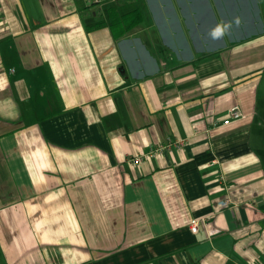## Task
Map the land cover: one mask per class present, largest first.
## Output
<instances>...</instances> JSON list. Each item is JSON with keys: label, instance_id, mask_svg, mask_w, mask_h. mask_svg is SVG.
<instances>
[{"label": "crops", "instance_id": "0c3cea01", "mask_svg": "<svg viewBox=\"0 0 264 264\" xmlns=\"http://www.w3.org/2000/svg\"><path fill=\"white\" fill-rule=\"evenodd\" d=\"M263 82L264 0H0V264L264 263Z\"/></svg>", "mask_w": 264, "mask_h": 264}, {"label": "built area", "instance_id": "2783aa9c", "mask_svg": "<svg viewBox=\"0 0 264 264\" xmlns=\"http://www.w3.org/2000/svg\"><path fill=\"white\" fill-rule=\"evenodd\" d=\"M87 1H90L94 4H100L102 2V0H87ZM226 116H227L226 119L222 122V125H224V126L228 125L231 121H235V120L240 119V117H241L240 109L237 106H233L228 110V113ZM139 162H140V158L138 157L137 159H134V161H132V164L138 165ZM227 202L228 201H221L219 203V206L226 207ZM190 230L192 233H197L196 221H192L191 226H190ZM257 264H264V263H257Z\"/></svg>", "mask_w": 264, "mask_h": 264}, {"label": "clouds", "instance_id": "9594fccd", "mask_svg": "<svg viewBox=\"0 0 264 264\" xmlns=\"http://www.w3.org/2000/svg\"><path fill=\"white\" fill-rule=\"evenodd\" d=\"M237 24H239V20L236 21ZM225 27L227 26H224V27H221V26H218L214 29V31L211 33V35L213 37H220L223 35L224 31H225Z\"/></svg>", "mask_w": 264, "mask_h": 264}, {"label": "rangeland", "instance_id": "374dc122", "mask_svg": "<svg viewBox=\"0 0 264 264\" xmlns=\"http://www.w3.org/2000/svg\"><path fill=\"white\" fill-rule=\"evenodd\" d=\"M260 8V7H259ZM212 24H214V22H212ZM217 26H219V23L217 22L216 24ZM223 42H226V39L224 38L223 39ZM264 83V82H263ZM262 83V87H261V90H260V93L263 95L264 94V84Z\"/></svg>", "mask_w": 264, "mask_h": 264}]
</instances>
